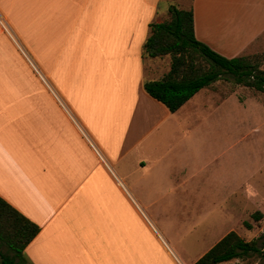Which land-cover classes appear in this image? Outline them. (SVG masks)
<instances>
[{"label": "crops", "instance_id": "0c3cea01", "mask_svg": "<svg viewBox=\"0 0 264 264\" xmlns=\"http://www.w3.org/2000/svg\"><path fill=\"white\" fill-rule=\"evenodd\" d=\"M171 7L226 58L264 34V0H0V197L39 227L23 264H159L130 249L129 210L210 234L257 208L264 157L243 169L241 124L262 135L264 104L209 86L171 112L145 90L170 69L145 43Z\"/></svg>", "mask_w": 264, "mask_h": 264}, {"label": "trees", "instance_id": "16d2710c", "mask_svg": "<svg viewBox=\"0 0 264 264\" xmlns=\"http://www.w3.org/2000/svg\"><path fill=\"white\" fill-rule=\"evenodd\" d=\"M170 18L151 24L145 51L151 57L170 54V69L157 81L145 83L146 92L176 111L199 90L220 79H233L236 84L264 94V70L252 65L245 57L226 58L197 40L193 30L192 11L171 7ZM207 64L202 69L197 61ZM259 219V213L253 215ZM39 232V227L0 197V240L12 252H0V264H23L25 247ZM255 257L264 264V228L252 241H245L230 231L193 264H219L232 259Z\"/></svg>", "mask_w": 264, "mask_h": 264}, {"label": "rangeland", "instance_id": "374dc122", "mask_svg": "<svg viewBox=\"0 0 264 264\" xmlns=\"http://www.w3.org/2000/svg\"><path fill=\"white\" fill-rule=\"evenodd\" d=\"M169 16L165 19L168 20ZM164 20V21H165ZM2 22V21H1ZM3 24V23H2ZM8 30V28H7ZM20 46V45H19ZM21 54L27 59L29 62L30 57H28L27 53L22 47H19ZM168 57L170 61V54L165 55ZM164 57V56H157ZM237 57H245L252 65L257 66L259 69L264 70V34L257 39V42L252 43L249 47L239 56ZM31 62V61H30ZM200 65H202V69L207 68V64L203 60L197 61ZM30 65V64H29ZM34 68V66H33ZM40 75V74H39ZM210 87H213L216 90H219L222 94L229 95L232 92H236L240 97L243 98H254L259 102L264 104V94L256 91L252 88L243 86L241 84H236L233 82V79H220ZM242 120V142L241 148L243 153V159L241 161V165L243 169L245 168V154H249L253 149L257 150L258 153H262L259 155L260 158L264 157V128L263 133L256 134L254 133V129L252 128L253 119L249 118L247 114H243ZM252 148V150H251ZM259 192L261 198H258L257 208H248L246 210H242L241 217H237L234 219H230L229 222L218 223L215 224V228L211 230L214 233L208 234L207 231L209 224L198 221L201 218L197 219L196 223L192 222H162V223H153L148 216L147 221L150 223L151 228H146L143 223L136 218L132 210H129L130 217V249L131 250H139L143 247V241L145 242L144 246L148 245V251L150 253L155 251L157 256H159V264H173L170 260H168L165 256L166 252L159 251L158 255V245L156 244L155 239H163V241L171 246V250L174 253V256L178 259L182 264H190L192 261L200 258L204 248L208 243H211L212 240L218 236L222 231L226 230V232L234 231L245 241L249 242L255 240L262 234L264 228V182L258 184ZM255 213H259V219L253 217ZM176 219H181L180 216L175 215ZM145 219V218H143ZM165 219V218H163ZM171 219V218H168ZM173 219V217H172ZM183 219V218H182ZM148 226V225H147ZM154 235V237L152 236ZM207 235L208 238H205ZM210 238V239H209ZM159 241V240H158ZM130 250V251H131ZM0 252L3 254L12 253L8 247L0 240ZM165 253V254H164ZM114 263H121V261H117V257H115ZM127 257H125L126 261ZM141 263H144V257H140ZM127 263V262H125ZM257 259L255 257H247L244 259H232L231 261L223 264H256Z\"/></svg>", "mask_w": 264, "mask_h": 264}, {"label": "built area", "instance_id": "2783aa9c", "mask_svg": "<svg viewBox=\"0 0 264 264\" xmlns=\"http://www.w3.org/2000/svg\"><path fill=\"white\" fill-rule=\"evenodd\" d=\"M2 26L4 27L5 25L4 24H2ZM5 28V27H4ZM231 261V260H230ZM227 262H229V261H227ZM227 262H222V263H219V264H223V263H227Z\"/></svg>", "mask_w": 264, "mask_h": 264}]
</instances>
